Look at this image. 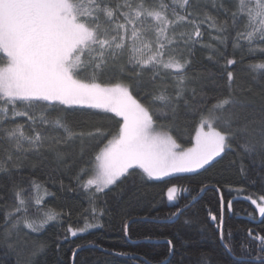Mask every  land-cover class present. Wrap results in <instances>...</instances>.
I'll use <instances>...</instances> for the list:
<instances>
[{
  "label": "snow or ice",
  "instance_id": "6c2138e0",
  "mask_svg": "<svg viewBox=\"0 0 264 264\" xmlns=\"http://www.w3.org/2000/svg\"><path fill=\"white\" fill-rule=\"evenodd\" d=\"M211 3L222 18L203 11L202 0H0V53L5 58L0 64V173L11 181L10 191L15 200L13 209L4 217L0 247L7 249L3 254L11 264H19L18 259L11 260L12 254L18 257L27 247V241L12 239L14 233L18 238L21 228L38 233L61 216L55 210L39 217L29 214L33 201L37 205L43 202L38 193H49L34 178L29 179V187L25 188L13 177L12 170L24 167L28 153L39 154L47 147L56 161L63 163L67 154L61 144L85 135L107 139L96 152L92 168H82L76 176L88 197L89 208L85 211L95 220L104 215L97 204L101 194L119 187L124 179L135 174L134 170H142L148 180L197 173L230 149L235 136L231 131L235 109L242 106L232 92L234 74L227 71L228 95L217 98L210 106L203 98L198 105L190 104L186 93L191 92L195 99L199 83V77L188 73L191 49L200 43L201 25L207 24L217 33L213 39L218 47L213 52L225 59L226 66L236 64L235 59L225 55L230 29L236 31L234 51L241 47V39L247 42L250 52L255 51L252 45L264 42V0ZM188 26L190 30L178 31ZM259 50L264 52V48ZM250 67L264 69V63ZM168 79L173 81L171 85ZM105 80L116 82L106 84ZM200 94L203 96L202 86ZM181 102L199 114L192 146L187 148L177 142L163 121L158 126L157 119L171 116L174 121ZM77 106L112 113L119 118L115 131H76L66 109ZM17 117L27 119L33 134L26 133L23 123H8ZM37 122L62 130L63 136L45 145L47 137L37 130ZM261 124L258 138L245 139L239 147L249 155L260 156L264 162V120ZM241 131L246 132L247 128ZM13 151L17 153L15 162ZM182 191L187 189L169 187L168 201H177ZM244 199H250L255 211L264 218V193ZM227 207L231 212V200ZM183 211L177 207L173 215H182ZM210 215L213 221L218 220L216 215ZM99 226L86 218L82 227L69 226L67 231L75 237ZM223 226L221 197L217 228L223 247L232 254ZM124 227L127 234L128 225ZM248 235L260 241L252 260L264 264V236H253L251 229ZM167 243L171 250L172 241ZM43 251V244L34 246L27 264H33V258ZM203 264H209L208 260Z\"/></svg>",
  "mask_w": 264,
  "mask_h": 264
},
{
  "label": "trees",
  "instance_id": "16d2710c",
  "mask_svg": "<svg viewBox=\"0 0 264 264\" xmlns=\"http://www.w3.org/2000/svg\"><path fill=\"white\" fill-rule=\"evenodd\" d=\"M202 8L210 15L220 16L211 0H202ZM190 27H180L178 31H187ZM201 31L200 43L191 49L192 62L188 68L189 75L199 77L198 94L195 99L191 92L186 96L192 105H198L203 98L210 106L217 98L228 95L227 71L233 72L232 92L242 101V106L235 109L236 117L231 128L235 136L230 149L211 166H206V170L201 169L197 173L148 180L142 170H134L135 174L124 179L119 187L101 194L97 204L104 210V215L95 220L85 211L89 208L88 197L79 187L76 176L82 168H92L96 152L107 143V139L85 135L68 144H61L60 148L67 154L63 163H58L47 147L39 154L28 153L24 167L19 171L12 170L13 177L25 188L29 187V179L34 178L49 193L47 196L38 193L43 202L37 205L33 201L29 214L39 217L43 212L55 210L61 212V216L38 233L23 228L19 238L14 233L12 239L27 241V247L18 257L12 254L11 260L18 259L19 264H27L29 252L34 246L43 244L44 251L33 258V264H203L205 259L209 264H256L252 257L258 252L260 241L250 237L248 230L251 229L253 236H264V218L255 211L250 199L244 197L253 194L258 197L264 193V162L258 155L245 153L239 143L258 138L261 121L264 120V69L250 67L264 63V52L259 50L264 48V42L253 44L256 50L250 52L247 42L241 39V47L234 51L232 45L236 31L230 29L225 55L237 62L226 66L225 59L213 52L218 47L213 39L217 33L207 24L201 25ZM209 44L212 48L202 47ZM221 51H224L222 47ZM210 55L213 59H209ZM4 59L0 53V64ZM115 82L104 81L106 84ZM167 83L171 85L173 81L168 79ZM201 86L203 96L200 94ZM66 111L68 120L78 132H94L97 128L103 132H114L119 119L112 113L88 108L75 107ZM157 119L158 126L163 121L182 147L192 146L199 121L197 112L190 111L181 102L174 121L171 116ZM8 123H23L26 133L33 134L25 117H17L16 121ZM245 127L247 131H241ZM37 130L47 137L45 145L63 136L62 130H54L39 122ZM0 155H3L2 151ZM16 155L13 151V162ZM173 185L187 191L180 192L178 200L171 203L166 193ZM11 187L7 175L0 173V232L3 231L5 214L15 204ZM221 197L225 242L233 250L232 254L223 247L217 228ZM229 200L233 202L231 212L227 207ZM177 207L184 210L182 215H173ZM210 214L216 215L218 220L213 221ZM86 218L100 226L71 236L68 227H82ZM125 224L128 225L127 234ZM168 240L173 243L171 250ZM6 251V248L0 247V264H11L9 257L3 254ZM132 256L138 259H131Z\"/></svg>",
  "mask_w": 264,
  "mask_h": 264
},
{
  "label": "rangeland",
  "instance_id": "374dc122",
  "mask_svg": "<svg viewBox=\"0 0 264 264\" xmlns=\"http://www.w3.org/2000/svg\"><path fill=\"white\" fill-rule=\"evenodd\" d=\"M78 107V106H77ZM94 110H98V111H102V110H99V109H94ZM191 147V146H190ZM218 158V157H217ZM216 158V159H217ZM180 174H192V173H180ZM180 174H175V175H180ZM163 178H165V177H163ZM163 178H161V179H163ZM170 202V201H169ZM176 202V201H175ZM171 203H173V202H171Z\"/></svg>",
  "mask_w": 264,
  "mask_h": 264
}]
</instances>
